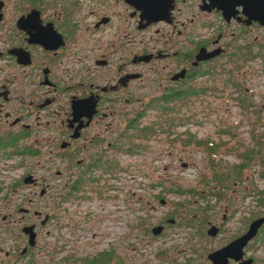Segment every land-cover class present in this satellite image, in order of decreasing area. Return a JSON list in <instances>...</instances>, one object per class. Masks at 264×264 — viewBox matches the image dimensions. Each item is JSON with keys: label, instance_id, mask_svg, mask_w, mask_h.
Segmentation results:
<instances>
[{"label": "flooded vegetation", "instance_id": "obj_1", "mask_svg": "<svg viewBox=\"0 0 264 264\" xmlns=\"http://www.w3.org/2000/svg\"><path fill=\"white\" fill-rule=\"evenodd\" d=\"M161 2L168 9L151 19L126 0H0V236L17 235L10 249L0 245V264H33L45 247L40 232L61 227L53 222L72 187L79 189L75 199H87L85 189L105 177L113 191V148L127 139L122 135L137 136L125 142L132 154L148 143L138 125L146 104L192 101L215 64L237 51L256 55L261 46L264 25H247L242 8L226 19L217 9L222 0ZM240 209L225 204L213 218L203 212L182 223L165 217L154 236L172 247L159 252V264H264V222L246 245L225 250L264 220L241 218L231 230ZM175 228L193 230L180 238L182 248L180 234H168Z\"/></svg>", "mask_w": 264, "mask_h": 264}, {"label": "rangeland", "instance_id": "obj_2", "mask_svg": "<svg viewBox=\"0 0 264 264\" xmlns=\"http://www.w3.org/2000/svg\"><path fill=\"white\" fill-rule=\"evenodd\" d=\"M259 35L256 57L243 59L254 49L237 51L215 64L217 71L197 86L203 90L192 101L146 104L139 127L153 131L160 127L165 133L149 135L145 150L137 154L125 145L137 136L122 135L127 139L113 148V191L105 189L111 184L104 177L96 183L98 187L85 189L87 199L72 198L64 204L66 210L53 222L61 227L50 229L49 235L40 232L45 247L34 253L33 264H111L112 259L113 264H159V252L172 247L171 241L152 235L150 229L165 217L182 223L196 214L201 220L203 208L209 206L212 210L205 216L213 218L225 204H232L241 207L234 222H229L234 230L241 218L264 216V181L260 178L264 173V56H260L264 54V29ZM135 36L137 43L141 37ZM150 90L152 96L158 94L157 88ZM240 98L248 99L247 108ZM135 107H127L117 130L132 118L134 113L129 111ZM168 117L175 120L172 134L168 133ZM188 134L205 140L204 145L185 144ZM207 141L214 147L212 154ZM252 150L256 157L247 163L245 157ZM241 163L248 165L235 176ZM228 174V179L220 180ZM199 231L197 239L206 238L205 230ZM192 232L175 228L168 234L179 233L175 239L182 248L180 238H190ZM16 236L2 232L3 250L11 248ZM258 255L264 258V242ZM3 260L0 253V263Z\"/></svg>", "mask_w": 264, "mask_h": 264}, {"label": "water", "instance_id": "obj_3", "mask_svg": "<svg viewBox=\"0 0 264 264\" xmlns=\"http://www.w3.org/2000/svg\"><path fill=\"white\" fill-rule=\"evenodd\" d=\"M127 2L135 5L142 13L148 16L151 19H159L162 16V12H166L168 9L167 4L164 6L162 0H126ZM162 6V7H161ZM161 7V10H160ZM242 8V14L246 17V24L251 22H259L260 25H264V0H222L220 4L217 5V9L222 12V15L226 19H230L236 13V8ZM159 10V11H158ZM149 14V15H148ZM158 16V17H157ZM187 165L182 164V167L185 168ZM263 219H258L254 221L248 230V232L233 242L230 246L225 248L227 250L235 243H241V247L247 244L251 240L259 227L263 224ZM162 231L160 226H155L152 228L151 232L153 235H159ZM33 233L30 235V240L33 241ZM242 241V242H241ZM210 258L215 262L213 256Z\"/></svg>", "mask_w": 264, "mask_h": 264}, {"label": "trees", "instance_id": "obj_4", "mask_svg": "<svg viewBox=\"0 0 264 264\" xmlns=\"http://www.w3.org/2000/svg\"><path fill=\"white\" fill-rule=\"evenodd\" d=\"M256 56L257 55H252L250 52H248V53H246L245 56H243V59L244 60H248L249 58L252 59V58H254ZM260 56L263 57L264 54H261ZM242 93H243V91H241V94ZM239 100L241 102L240 104L244 108H247V106H248V99L247 98H240ZM164 103H167V102H164ZM184 103L187 104L188 101H184ZM166 120L169 123V131H168V133L172 134L173 133L172 132L173 131L172 128L175 126V123H174L175 120H174V118H171V117H168ZM178 125H180V124H178ZM155 133H165V130L164 129H161L160 127H158L157 129H155V131H153L152 129L145 127L143 129L139 130V135H140L139 137L146 138L147 141H148L149 135H154ZM184 143L185 144L193 143L195 146H203L204 143H205V140H198V139L195 138V136H193L191 134H188L187 135V140H185ZM207 146L209 148V150H207V151L209 153H211V154L214 153V147L212 146V143H210L209 141H207ZM133 150L135 152V149H133ZM141 150L142 151L145 150V147H142ZM134 152H130V153H134ZM255 157H256V154L252 150V151H250V153H248L246 155V157H245L246 159L245 160L248 163L249 161L253 160ZM247 163H241L240 166L238 167L237 172H235L234 175L235 176H239L241 174V171L247 167V165H248ZM229 177H230L229 174L228 175H224V176L221 177L222 179H220V180L224 181V180L228 179ZM260 178H262V180L264 181V173L260 176ZM220 180H218V181H220ZM78 190L79 189H78L77 185L74 186V187H72L70 189V191H69L68 199L76 198V195H77L76 193L78 192ZM261 195H264V188L261 190Z\"/></svg>", "mask_w": 264, "mask_h": 264}]
</instances>
